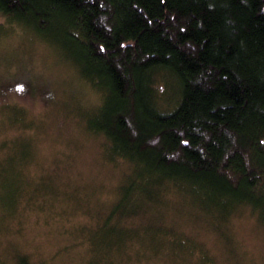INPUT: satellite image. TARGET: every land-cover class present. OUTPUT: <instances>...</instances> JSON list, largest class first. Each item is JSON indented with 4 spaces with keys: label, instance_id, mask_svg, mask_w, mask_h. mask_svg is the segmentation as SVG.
<instances>
[{
    "label": "trees",
    "instance_id": "16d2710c",
    "mask_svg": "<svg viewBox=\"0 0 264 264\" xmlns=\"http://www.w3.org/2000/svg\"><path fill=\"white\" fill-rule=\"evenodd\" d=\"M0 16V31L28 27L73 60L100 100L74 111L109 158L128 162L118 196L92 216L89 264L120 261L142 239L196 253L193 236L165 221L176 201L230 251L232 216L250 209L264 226V0H0ZM16 82L26 92L27 80ZM18 145L0 161L4 216L30 151ZM200 258L209 261L205 250ZM15 264L37 263L17 252Z\"/></svg>",
    "mask_w": 264,
    "mask_h": 264
},
{
    "label": "rangeland",
    "instance_id": "374dc122",
    "mask_svg": "<svg viewBox=\"0 0 264 264\" xmlns=\"http://www.w3.org/2000/svg\"><path fill=\"white\" fill-rule=\"evenodd\" d=\"M43 39L28 27L0 31V161L17 149L16 143L30 148L16 169L20 194L13 215L0 213V264H15L17 252L37 264H89V232L98 225L92 216L114 202L129 166L109 158L105 138L90 135L74 111L75 105L98 104V92L80 81L59 45ZM19 79L29 83L26 92L16 89ZM103 102L104 96L91 116L101 113ZM175 203L167 207L165 221L193 236L196 253L180 257L173 250L152 251L142 239L129 242L113 264H264V226L250 209L226 223L230 251L216 228ZM203 250L207 262L200 258Z\"/></svg>",
    "mask_w": 264,
    "mask_h": 264
}]
</instances>
